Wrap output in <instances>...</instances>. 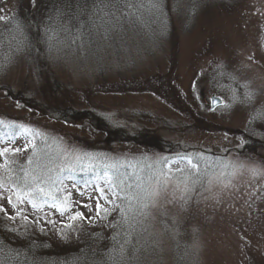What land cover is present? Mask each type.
I'll return each mask as SVG.
<instances>
[{"label":"rangeland","instance_id":"1","mask_svg":"<svg viewBox=\"0 0 264 264\" xmlns=\"http://www.w3.org/2000/svg\"><path fill=\"white\" fill-rule=\"evenodd\" d=\"M55 2L35 0V6L33 0L0 3L3 14L18 19L37 41L31 53L15 52L16 41L9 43L13 35L18 36L15 23L0 21V62L6 65L0 70V121L4 122L0 128L11 121L18 129L23 125L41 133L34 141L54 148L75 172L83 167L84 177L113 160H120L126 168L130 163L138 171L159 157L176 158L177 153L191 154L194 161L197 154L209 160L220 157L229 167L220 169L223 175L214 182L212 193L194 195L183 209L163 200L161 207L150 209L144 225L150 246L146 264H264V120L254 119L258 111H264V0H163L166 25L162 24L164 17L149 21L148 27L126 30L122 40L115 38L112 46L85 56L63 52L50 56L39 42L43 22ZM218 67L226 74H218ZM242 85L255 93L250 106L235 103L225 108L224 104L232 103V89L243 97L246 89ZM212 94L224 102L215 110H209ZM67 109L92 115L72 122L53 116L54 111ZM32 139L28 133L9 141L0 139V148L25 152L32 147ZM22 152L0 157V165L7 157L17 160ZM233 161L237 166H231ZM200 162L203 166L202 158ZM241 162L243 167L238 166ZM5 169L0 168V178L7 184ZM98 175L93 174L86 184L66 179L61 184L63 196L71 192L72 200L87 203L92 186L103 184L96 180ZM2 203L11 213L7 200ZM78 210L85 216L95 215L86 208ZM27 212V230L21 220H7L2 213L0 224L28 232L34 243L42 233L58 248H62L58 243L66 241L70 250H81L82 259L75 264L105 260L103 254L113 247L98 238L78 242L86 227H96L89 235L94 237L97 231L104 237L118 231L107 219H78L69 229L64 227L66 217L52 208L35 211L28 207ZM45 213L56 223H30ZM28 249L34 251L28 256L36 264H74L67 249L60 252L67 254L62 260L57 259L66 254L49 258L38 254L37 246ZM20 251L27 256L26 247Z\"/></svg>","mask_w":264,"mask_h":264},{"label":"snow or ice","instance_id":"2","mask_svg":"<svg viewBox=\"0 0 264 264\" xmlns=\"http://www.w3.org/2000/svg\"><path fill=\"white\" fill-rule=\"evenodd\" d=\"M6 0H0L4 3ZM35 6V0H33ZM5 9L0 8V21L5 25L10 22L15 23L17 35H13L11 41H16L14 51L17 53L28 51L31 53L37 47V41L30 37L24 30L18 19L4 15ZM164 17L163 25L167 24L166 13L164 12L163 0H61L60 3L51 5L46 20L43 22V39L39 41L46 46L48 54L65 53L71 56H85L86 54H97L105 47L112 46L115 38L121 40L126 35V30H138L148 27L149 21L155 23ZM11 31V29H9ZM165 27H161V34ZM2 36V33H0ZM3 40L0 39V46ZM5 60L10 62V58L5 56ZM254 60L253 56L248 57ZM6 65L0 62V70ZM218 74L225 75L218 67ZM229 75L230 78L231 74ZM196 83L193 82L195 89ZM246 89L241 98L235 89H232V103L224 104L225 108H231L235 103L245 105L251 104L255 99V93L247 90V85H242ZM210 102L215 110L223 104V101L216 97H210ZM203 106V105H202ZM254 119L264 120V111H258ZM4 122L0 121V125ZM14 122L7 124L6 136L12 139L22 133H28L33 137L29 144L33 146V155L25 163H18L16 159H9L0 168H7V184L5 179L0 178V213L7 220L17 219L23 222L27 230L29 226V215L27 208L31 207L35 211H40L41 204L59 212L61 218L68 220L64 225L69 229L73 228V221L87 219L89 222L95 219H107L112 212H117L120 219L113 221V226L119 229L113 235V247L103 255L106 257L102 261H83V264H146L147 254L150 246L145 239L147 228L145 222L150 216V209L161 207V200L165 204L178 203L183 209L191 203L193 196H202L203 193H212L215 181H218L223 172L221 168L229 167L220 157L209 160L198 155V160L194 161L191 154H176V158L159 157L154 163L139 167L138 171L121 172L124 167L120 160H113L111 163L103 165L102 175H98V180H103V184L93 185V193L87 194V203L80 200H72L71 192L61 198L63 189L57 187L62 184L61 174L71 175L74 171L70 164H66L63 155L49 156L41 153L35 145L34 138L42 135L33 132L31 129L20 125L19 130L13 126ZM24 151L22 148H0V157H5L10 153L15 155ZM90 160L93 154L85 153ZM200 158L203 160L201 166ZM79 159V158H78ZM231 166H237L236 162H229ZM186 165V166H182ZM243 167V163H239ZM128 167H133L130 163ZM84 170L83 167L80 169ZM94 170V168H93ZM255 173V169H253ZM76 188L77 185L73 184ZM7 193V195H5ZM80 196H85V192H79ZM209 197L205 196L204 199ZM7 200L8 206L12 209L9 213L2 201ZM93 201H95L93 206ZM218 202V201H217ZM80 208L88 209L93 215L85 216ZM162 215H167L166 210H162ZM55 224L47 213L41 218L34 217L30 223L41 224V222ZM6 231L16 232V229L6 228ZM43 228L40 229L43 232ZM141 240L144 242L141 243ZM139 245V246H138ZM95 255V253H93ZM82 259V258H78ZM0 264H36V261L11 247L5 248L0 242Z\"/></svg>","mask_w":264,"mask_h":264},{"label":"trees","instance_id":"3","mask_svg":"<svg viewBox=\"0 0 264 264\" xmlns=\"http://www.w3.org/2000/svg\"><path fill=\"white\" fill-rule=\"evenodd\" d=\"M61 0H56L55 3H60ZM70 111V112H69ZM84 115H92V114H89L87 111H83V112H72L71 110H63V111H54L53 112V116L57 119V120H62V121H66V122H69V121H74L75 119L74 118H82ZM17 128V127H16ZM17 130H19L17 128ZM8 131V127L7 126H2L0 128V139H3L5 141H9L10 139L7 138L6 136V133ZM35 145L38 146V148L41 150V153H47L49 156H56V152L54 151V148L52 150H49L47 148V144L43 145L39 142H35ZM23 154L17 159V162L18 163H25L29 157H32L33 155V146L29 149H27L25 152H22ZM11 157H7L6 161H8ZM13 159V158H12ZM103 167H99V171L98 172H89L88 175L86 177H84L85 174H83L82 172L84 171H78V172H75L73 171L71 173V175L73 174V176L71 175H67V174H61V179L63 180V183L66 179H73L75 180L77 183H82V184H86V183H90L91 182V178L93 177V174H98L99 175H102L103 171H104V168L102 169ZM133 170L129 171L128 167H122L121 168V172H124V171H128V172H134V168L132 167ZM5 172H8L7 168L5 169ZM93 173V174H92ZM97 180V178H96ZM100 183V182H99ZM57 187L61 188L62 189V186L61 184L58 183ZM61 198H63V193H61ZM43 208H50L49 206L47 205H44V204H41V209ZM113 217H107V220L109 221L110 225H112L111 227L112 228H115L116 230H119L117 229L116 227L113 226V221H116V220H119L120 217L119 215L117 214V212H113ZM91 226H94V225H91ZM6 228H9V227H6V226H3V224H0V242L3 243V245L5 246V248H8V247H11L13 249L19 248V251L21 250L22 247H26L27 248V257L31 259V256H28V255H31L32 252L34 251H31L30 249H28V246L29 247H34V246H37V251L38 254H41L42 256H47L50 258V256H56L59 254H66V253H60V252H64L63 250L64 249H67L68 250V256H71V254H73L74 258L72 259V262L75 264L78 260V258H80V254H81V250L78 249V250H70L68 248V246H66V241L65 243L63 242H60L58 244H61V247L62 248H58L56 246L55 243H52L50 242L48 239L46 240L44 234L45 233H42V238L40 241H37V243H34L35 241H33V239L27 235L28 232L24 231L23 233L20 231V230H17L16 232H12V231H6L5 229ZM86 229L80 227L79 229H84L83 233L81 234L82 236L80 237V240H78V242L80 241H83V242H89V240L93 241L95 240L96 238L100 239V243H103V244H108L109 242L110 243H113L112 242V237L113 235H109L107 237H104L103 235H101L100 231H97V236L98 237H94V236H89L90 234H94L95 231H96V227H86ZM88 230H92L91 232H89ZM86 232V233H85ZM89 232V233H88ZM85 233V234H84ZM88 234V235H87ZM30 237V238H29ZM33 237V236H32ZM100 237V238H99ZM82 238V240H81ZM102 238V239H101ZM107 239V240H106ZM89 244V243H87ZM102 245V244H101ZM69 247H73V246H69ZM57 250V253L56 251ZM29 251V252H28ZM21 252V251H20ZM26 256V255H25ZM67 258V254L66 255H61V257H59L57 260H62V259H65Z\"/></svg>","mask_w":264,"mask_h":264},{"label":"water","instance_id":"4","mask_svg":"<svg viewBox=\"0 0 264 264\" xmlns=\"http://www.w3.org/2000/svg\"><path fill=\"white\" fill-rule=\"evenodd\" d=\"M211 97H216V96L213 95V96H211ZM216 98L220 99L219 97H216ZM220 100H221V99H220ZM211 108H213V105H212V104H211Z\"/></svg>","mask_w":264,"mask_h":264}]
</instances>
